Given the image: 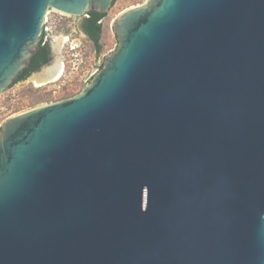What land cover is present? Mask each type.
Listing matches in <instances>:
<instances>
[{"label":"water","instance_id":"1","mask_svg":"<svg viewBox=\"0 0 264 264\" xmlns=\"http://www.w3.org/2000/svg\"><path fill=\"white\" fill-rule=\"evenodd\" d=\"M0 0V93L50 10ZM78 94L0 127V264H264V0H144Z\"/></svg>","mask_w":264,"mask_h":264},{"label":"rangeland","instance_id":"2","mask_svg":"<svg viewBox=\"0 0 264 264\" xmlns=\"http://www.w3.org/2000/svg\"><path fill=\"white\" fill-rule=\"evenodd\" d=\"M143 3L144 0H117L112 5L107 17L103 20L105 34L100 52L95 50L82 31V23L86 16L69 17L50 10L48 35L52 53L51 61L25 81L18 82L0 93V127L13 115L42 104L67 99L81 92L92 74L102 67L104 56L116 47L115 35L111 28L113 20L121 12ZM58 38H64L61 45L57 44ZM57 62L63 64L62 76L58 80L43 86H37L31 81L33 75L41 73Z\"/></svg>","mask_w":264,"mask_h":264},{"label":"trees","instance_id":"3","mask_svg":"<svg viewBox=\"0 0 264 264\" xmlns=\"http://www.w3.org/2000/svg\"><path fill=\"white\" fill-rule=\"evenodd\" d=\"M117 0H114L115 4ZM83 20L82 31L86 34L89 41L94 46L97 52L101 51L102 41L104 39L105 28L103 20L107 17V13L89 12ZM42 38L39 43V50L34 54L31 59L30 66L21 72L18 78L13 82L12 86L20 81L29 78L33 73L39 71L43 66L51 61V45L50 42L43 44ZM11 86V87H12Z\"/></svg>","mask_w":264,"mask_h":264},{"label":"bare ground","instance_id":"4","mask_svg":"<svg viewBox=\"0 0 264 264\" xmlns=\"http://www.w3.org/2000/svg\"><path fill=\"white\" fill-rule=\"evenodd\" d=\"M63 42L64 38L57 39L58 45H61ZM62 72L63 64L61 62H57L53 66L44 69L41 73L33 75L31 81L34 82L37 86H43L52 81L58 80L62 76Z\"/></svg>","mask_w":264,"mask_h":264},{"label":"built area","instance_id":"5","mask_svg":"<svg viewBox=\"0 0 264 264\" xmlns=\"http://www.w3.org/2000/svg\"><path fill=\"white\" fill-rule=\"evenodd\" d=\"M49 15H50V11H49V13H48V15H47V17H46V19H45L44 34H43L44 42H43V44L49 42V35H48L49 32H50V27H49V22H50V20H49ZM87 16H88V15H87ZM94 74H95V73H94ZM94 74H92V76H93Z\"/></svg>","mask_w":264,"mask_h":264},{"label":"flooded vegetation","instance_id":"6","mask_svg":"<svg viewBox=\"0 0 264 264\" xmlns=\"http://www.w3.org/2000/svg\"><path fill=\"white\" fill-rule=\"evenodd\" d=\"M51 57H52V53H51ZM34 74V73H33ZM25 81V80H24ZM20 82H23V81H20Z\"/></svg>","mask_w":264,"mask_h":264}]
</instances>
